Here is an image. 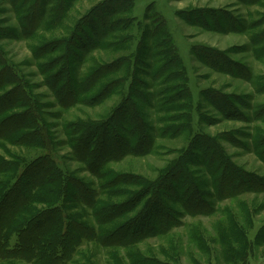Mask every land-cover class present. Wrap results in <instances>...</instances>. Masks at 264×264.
I'll return each instance as SVG.
<instances>
[{"label":"rangeland","instance_id":"374dc122","mask_svg":"<svg viewBox=\"0 0 264 264\" xmlns=\"http://www.w3.org/2000/svg\"><path fill=\"white\" fill-rule=\"evenodd\" d=\"M0 53L14 68L0 77L1 116H13L0 155L31 160L22 188L53 180V163L69 180L57 197L38 192L61 213L24 229L26 251L60 229L52 264H264V0H0ZM142 124L149 145L133 135ZM37 129L43 149L22 144ZM148 211L156 229L132 234Z\"/></svg>","mask_w":264,"mask_h":264},{"label":"trees","instance_id":"16d2710c","mask_svg":"<svg viewBox=\"0 0 264 264\" xmlns=\"http://www.w3.org/2000/svg\"><path fill=\"white\" fill-rule=\"evenodd\" d=\"M93 24H95V22H93ZM98 30H96L97 33H99ZM3 62H4L3 56L0 53V65H1V67H3L0 70V77L2 75L1 74L2 72L6 73V74H13L12 71H13L14 68L11 67V65H10L11 63L4 64ZM69 67H71V66H69ZM91 76L86 81V83H87V85L89 87H90V84L93 81H96V79H97V76H95V74H93V77H91ZM76 78H77V76H76ZM7 80H10V79H7ZM59 81H62V77H60L58 82ZM70 81H72V83L76 82V84H77V82H79V81L74 80V76H73V79H71ZM7 86H8L7 83H2L0 85L1 90L4 89ZM2 111H4V110H0V140H5L4 139L5 137H2L5 134L2 133L1 130H2L4 125H6L7 123H9L11 121V118L13 116L12 117L9 116L7 118V120H6V122H4L3 121V117L1 116V112ZM7 126L11 127L13 125H11V123H10V124H7L6 127ZM142 126L145 129L144 124H142ZM111 128H112V126H111ZM17 129L18 128H16V130ZM133 135H137V136L141 135V136H143L144 139H145V142L149 145V142H150V139H149L150 131L149 130L146 131V129H145V132L141 131L140 133H136L135 132V134H133ZM23 137H24V143L22 142V144H27V145H36L37 144L38 145L37 147H39V148L41 147V149H43V146H44V144L46 142V138H45L44 133L42 131L38 130V129L32 135H30V136L29 135H27V136L23 135ZM84 139H85L84 143L87 146V150H89V151L91 150V155H93L92 153H95V150H92L93 147H94L93 143L90 144V142L88 140H86L87 138H84ZM47 142H50V141L48 140ZM140 143L137 144L138 145L137 147L142 149V147L144 145V140L142 139V142H140ZM47 144H49V143H47ZM49 147H50V144H49ZM139 152L141 153V151H139ZM6 153H8V151H6ZM48 157H54L53 153L51 151H49ZM0 159H1V161H0V174L1 173L8 174V178L7 179L0 180V201H2L5 198L4 199L5 201L1 203L2 205L0 204L1 208L3 210L0 213L1 214V221L0 222L2 223L0 225V264H11V263L14 264V263H17V261H16L17 259L21 260V259H25V257L27 259H29L31 256H32L33 259L36 260L37 264H52L54 262V260L57 259V257L59 258V255H60V251L57 248V242L59 241L60 238H64L65 234H62L60 229H58L57 232L54 231V230L51 231L52 230L51 229L46 234V236L43 237V240H45V242H47V244H48L47 246H43L42 245L43 241H41L39 246H36L32 250L26 251L27 245L31 241L28 240L30 237H29V235L27 233V230H24V229L26 227H28V226H33L34 227V226H36V224L37 225L42 224L43 222L40 221L39 217L43 213L44 210L46 211V210H50L51 209V210L57 211L59 214L61 213L59 211V209L62 208V206H58L57 205V201L45 200V198L42 195H40L38 192L41 190V191H44L45 192L44 194H46L48 197L51 196V195H55L57 197V195L59 196L60 194H63L65 192L63 186L60 185L62 183V181L64 180L62 185L67 186L69 180L66 179L64 176H60V173L63 174L64 172H60L61 170H59L58 168H55V166H53L54 163L52 162L53 163V165H52L53 170H50V172H52L50 175H52L53 180H50L49 182H44L42 179L41 180L40 179H36L34 185L32 186L33 187L32 190H29L31 186H27V184L22 188V185L25 184V183H23L24 179H25V174L27 173L28 169L32 166V165H30L31 164V160H27V159H25L23 157L22 158L16 157V159L18 161L6 162L1 155H0ZM38 160H36L35 163L39 164ZM180 171L182 172V173L179 174L180 176L184 175V174L186 175V170L185 169H183V170L181 169ZM7 172H10V173L12 172L11 177H10V173H7ZM7 180H11V185H9L6 188L1 182L7 181ZM181 180H185V179L181 178ZM164 183H165V186L167 188V191L170 192L169 188H171L172 186L169 185L168 183L167 184L169 186H167L166 185V180H164ZM12 185H14V186H12ZM46 186H48V187L46 188ZM49 186H51V187H49ZM239 186L240 185H238V184H235V185L231 184V186L228 187L227 189H229V191L231 192L233 188L236 189V187H239ZM26 187H27V190H26ZM60 187H61V189H60ZM14 188H15V190H14ZM42 188H44V189H42ZM150 188H151V192L152 191L155 192L154 188H152V187H150ZM158 189L160 190L161 187H158ZM14 191H15V193H14ZM148 191H150V190L147 187L144 190V192H148ZM195 191L198 192V189H195ZM88 193L91 194L92 197L94 196L93 197V202L91 204V205H94V208H91V209H93V216L95 218L96 223H98L99 222L98 213L95 210H97V208L99 207L100 200H98V201L96 200L95 197H97L98 195L96 193L92 192L91 190H88ZM12 196H13V199L11 201L9 198H11ZM160 199H162V198L160 197ZM38 203H43L44 205H47V208H42V209L38 210L37 211L38 215H36V217H31L29 220L21 222L19 220V218L22 215V213L26 210V207L31 205V204H38ZM7 205H9L8 208H7ZM158 207H159V209L161 211H164L165 207H166L165 206V202L162 201L161 203H159ZM101 208H103V206H101ZM98 210H99V212H105L102 215L103 216H107V217H105V222H104V223H107L106 221L111 216L112 210L109 209L108 207H105L103 209H98ZM55 211H51V213L53 212V215H54ZM150 212L151 211H148L144 215L145 224L142 225L141 223H139V225H136L135 227H133V233L132 234L136 233L137 235H142L143 233H145V234L151 235V232H150L148 227L146 229H143V226L144 227L146 225L148 226V225H150V223H153V225H155L154 226L155 228H153V229L154 230L156 229V224H154L155 221L154 222L151 221V219H152V215L151 214L152 213H150ZM59 214H57V216H58L57 218L60 217ZM167 215L168 214H163L162 218H164V216L167 217ZM50 216H52V215H50ZM72 219H73V217H70L66 221V219H64V217L62 216L61 222L59 223V225L60 226L63 225L64 227H65V225H68L67 226L68 230H70V232H73V230H75V227L71 228V225H73V222L74 223H78V226L83 231H88L92 235L94 234L93 237L97 236L96 233H95L97 231L96 227H93L92 225H90L89 228H88L86 225H82V224H85V223L80 222L81 223L80 224L78 221H75V220H72ZM71 220H72V223H70ZM161 221L162 220H160V222ZM56 225L57 224H55V226ZM10 234L19 235V240H18V242H16L15 246H9V242H8V237L7 236L10 235ZM42 236H43L42 233L38 234V240L36 241L35 245H38L37 243L40 240V238H42ZM7 246H9V247H7Z\"/></svg>","mask_w":264,"mask_h":264}]
</instances>
